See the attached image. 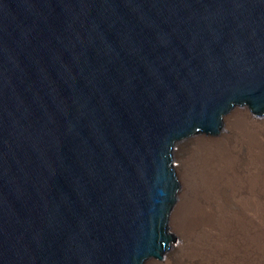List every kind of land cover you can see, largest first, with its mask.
Returning a JSON list of instances; mask_svg holds the SVG:
<instances>
[{"label": "water", "instance_id": "obj_1", "mask_svg": "<svg viewBox=\"0 0 264 264\" xmlns=\"http://www.w3.org/2000/svg\"><path fill=\"white\" fill-rule=\"evenodd\" d=\"M264 123V0H0V264H167L175 153Z\"/></svg>", "mask_w": 264, "mask_h": 264}, {"label": "bare ground", "instance_id": "obj_2", "mask_svg": "<svg viewBox=\"0 0 264 264\" xmlns=\"http://www.w3.org/2000/svg\"><path fill=\"white\" fill-rule=\"evenodd\" d=\"M175 161L177 247L167 264H264V123L235 114L221 142L181 148Z\"/></svg>", "mask_w": 264, "mask_h": 264}, {"label": "rangeland", "instance_id": "obj_3", "mask_svg": "<svg viewBox=\"0 0 264 264\" xmlns=\"http://www.w3.org/2000/svg\"><path fill=\"white\" fill-rule=\"evenodd\" d=\"M174 165H175V168H176L177 163H176L175 159H174ZM176 174H177V177H178V180H179L180 178H179V176H178V173L176 172ZM179 183H180V180H179ZM170 235H171V242H170V243H174V244H175L176 239H175L174 233H172V232L170 231ZM173 237H174V238H173Z\"/></svg>", "mask_w": 264, "mask_h": 264}]
</instances>
